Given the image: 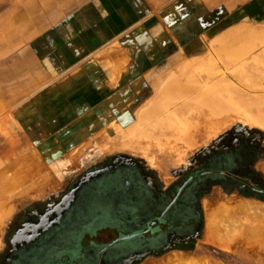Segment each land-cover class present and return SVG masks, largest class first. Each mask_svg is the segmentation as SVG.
I'll list each match as a JSON object with an SVG mask.
<instances>
[{
    "label": "rangeland",
    "instance_id": "374dc122",
    "mask_svg": "<svg viewBox=\"0 0 264 264\" xmlns=\"http://www.w3.org/2000/svg\"><path fill=\"white\" fill-rule=\"evenodd\" d=\"M9 1L0 0V187L12 179L16 186L12 193L0 191V264H127V255L114 249L119 241L154 249L148 251L155 253L131 264H156L173 253L200 260L198 264H264L262 233L255 234L257 243L240 238L228 250L204 239V204L247 200L264 206L259 198L241 195L242 187H233L217 173L229 169L264 190V128L258 125L264 126V102L260 100L264 98V48L258 52L246 49L227 67L210 49H203L202 41L210 37L205 33L200 41L192 38L180 47L173 46L171 54L163 46L162 53L150 56L143 54L149 45L138 23L107 41L128 52L125 56L109 47L108 55L125 56L124 60L109 64L107 70L100 69L103 59L94 60L100 67L96 71L93 67L63 68L62 75L21 101L33 85L21 83L26 71L17 59L25 55L17 52L31 31L18 22H12L10 29ZM78 2L41 0V30L52 34L59 15ZM249 16L254 18L251 35L264 27V0L241 3L214 28L234 25ZM83 25L79 23V28ZM100 43L93 53L104 46ZM92 55L82 59L84 65L93 61ZM78 71L79 76L71 81L69 73ZM169 83L176 86L167 90ZM71 105L85 109L69 112L73 118L60 129H44L57 115L62 119L69 115L66 108ZM253 138L259 149L250 156L252 147L247 143ZM178 146L191 153L185 161L173 164L167 159L174 157ZM149 150L167 154L165 158L159 155L158 167L144 158ZM23 156L28 159L22 160ZM106 167L111 169L103 177L91 178L84 191L77 193L62 222L40 233L36 240L40 245H25L10 253L14 235L24 223L45 214L53 219L55 207L68 200L82 179ZM169 203L173 213L165 230L163 225L151 233ZM166 204L156 217L145 211ZM238 216L242 221V215ZM138 217L145 223L141 230L134 226ZM258 220L253 218L254 223ZM186 227L195 229L190 233L193 240L165 241ZM113 250L110 263L105 257Z\"/></svg>",
    "mask_w": 264,
    "mask_h": 264
},
{
    "label": "crops",
    "instance_id": "0c3cea01",
    "mask_svg": "<svg viewBox=\"0 0 264 264\" xmlns=\"http://www.w3.org/2000/svg\"><path fill=\"white\" fill-rule=\"evenodd\" d=\"M248 1L250 0H79L73 8L62 16L59 15L53 27L55 30L51 31L52 34H47L46 29L41 30V0H25L22 4L17 0H11L12 3L9 1V13L12 17L10 29L13 28L12 22L16 25L18 22L26 30L31 31L29 34L31 37L17 52L25 55L17 59L23 64L20 65V69L25 68L26 71V77L21 83L25 86L33 85L21 101L29 100L30 96H34L40 87L47 85L51 78L62 75L63 68L90 70L93 67L92 69L96 71L100 67L95 66L94 60L103 59V62L100 61V69L107 70L109 64L124 60L128 52L120 46L111 47L112 43L107 41L122 30L132 28L138 23L142 25L136 28L143 33L142 36L149 45L143 54L149 53L152 56L153 53H162L163 46L167 47L164 50L167 53L175 47H180L184 40L185 43L192 38L200 41L205 33H209L208 40L202 41L203 49H210L222 63L230 67L234 59L240 58L239 54L246 53V49L249 51L255 49L258 52L264 48V27L254 30L256 33L249 35L253 32L251 22L254 18L251 16L241 19L234 25L226 24L221 28L219 26L214 28L237 11L241 3ZM222 13L226 15L223 17ZM61 22L63 24H59ZM79 23H84L83 27L79 28ZM237 37L238 41L235 40ZM138 38L140 40V37ZM103 41L104 44L100 43ZM99 43L104 46L93 53ZM109 47L112 51L118 50L125 56L108 55ZM88 53L94 54L93 61L89 65H84L85 59H82ZM77 60L81 62L75 64ZM73 72L69 73L71 81L80 73L78 71L73 74ZM174 86L176 84L169 83L166 87L168 90L169 87L173 89ZM260 100L264 101V98ZM66 109H69L66 111L67 114L71 111L77 114L85 108L71 105ZM74 114L64 115V119L57 115L56 121L43 127L46 130L60 129L61 124L71 120Z\"/></svg>",
    "mask_w": 264,
    "mask_h": 264
},
{
    "label": "bare ground",
    "instance_id": "6f19581e",
    "mask_svg": "<svg viewBox=\"0 0 264 264\" xmlns=\"http://www.w3.org/2000/svg\"><path fill=\"white\" fill-rule=\"evenodd\" d=\"M264 102V101H263ZM253 123H258L255 121ZM264 128L263 125L258 124ZM178 152L174 157L168 156V161L177 164L179 162L185 161V157L191 153L189 149L185 147L178 146ZM27 155V154H25ZM166 157L165 153L160 151L149 150V152L144 156L146 161L151 165L159 166L161 163V157ZM30 157V156H29ZM24 156L22 157L23 160ZM27 160L28 158H24ZM30 159V158H29ZM24 160V161H25ZM154 167V166H153ZM1 175V173H0ZM11 175L10 178H12ZM16 186L15 180H9L5 185L0 187V191L4 190L5 193H12ZM18 186V184H17ZM243 199V198H241ZM244 200V199H243ZM204 204V202H203ZM205 208V241L218 246L223 250L230 249L231 245H235L241 238L248 244H255L258 242L255 234H261L259 242L264 243V206L254 204V201H220L215 202L211 206L204 204ZM203 208V210H204ZM242 215L243 220L240 221L239 216ZM253 218H259V220L254 223ZM240 239V240H241ZM263 245V244H262ZM261 245V246H262ZM252 246V245H251ZM264 247V246H263ZM208 259V258H207ZM159 261V260H158ZM198 260L187 259L186 256L176 253L172 254L161 260L156 264H198ZM206 261V260H205ZM212 262H203V264H211ZM202 264V263H201Z\"/></svg>",
    "mask_w": 264,
    "mask_h": 264
},
{
    "label": "flooded vegetation",
    "instance_id": "af4514ba",
    "mask_svg": "<svg viewBox=\"0 0 264 264\" xmlns=\"http://www.w3.org/2000/svg\"><path fill=\"white\" fill-rule=\"evenodd\" d=\"M257 142L258 141L253 138V140L251 139V141L247 143V146L250 145L252 147L250 156H252L254 151H257V149H259V147L255 148V146H257V145H255V143H257ZM229 149L233 150L232 148H229ZM233 152H235V150ZM235 156L236 155H234V157ZM246 157L249 158L248 155ZM245 160H247V159H245ZM114 167L115 166H113L111 168H114ZM111 168L106 167V168H103V169L96 170L92 174H89L86 178L82 179L81 183L78 184L77 186H75L74 189L70 192L68 200L66 202H63V204L55 207L54 212L52 213L53 214V217H52L53 219H50L52 215L45 214V215L41 216V218H39V220L37 219V221H35V222H26V223H24L21 226L20 231L16 232V234L14 235L15 236L14 237L15 241H12V249H11L10 253L14 254L15 251L19 249V247H24L25 245H31L32 248H34V246H36V245H40V242L36 241V240H38L40 238L39 237L40 233H43L46 230H48L49 228L54 227L56 224L62 222L61 219L64 216L63 214L66 212L67 209L70 208L69 205L72 204L74 200H76L77 193L80 192V191L81 192L84 191L82 189L84 188L86 183L94 180V179L90 180L93 177L94 178L98 177V176L100 177V175H102V177H103V173L105 171H107V170H110ZM139 186L142 187L141 185H139ZM183 192L186 193V200L189 199L188 198V192L186 191V189ZM167 205L168 204H166L165 206L157 207L154 210H152L151 208H147L145 211H146V213H151V214L154 213V215L156 217L158 213H161L162 211H164L166 209ZM170 208H171V210H170ZM166 210H167V213H165L163 215L161 221H159L157 224L155 223L153 225L151 233L154 230H156L157 228H163V225H164V230H165L166 225L169 222V217L173 213V209H172V204L171 203H169L168 208ZM154 215H153V217H154ZM137 216H139L138 212L135 215V217H137ZM137 221L138 222H136L134 224V226L136 227V229L141 230V228L143 227V224H145V223L141 222L139 217H138ZM34 226H35V228L33 230L32 228ZM187 229H190V227H186V229L184 228L185 232H183L180 235L179 234H173L172 237H170V238H166L165 237V241H191V240H193V237H192V235L190 233H192L195 229L193 228L192 231H189ZM18 235H22L21 238L24 235H25V237L21 239V238L17 237ZM161 236H163V234ZM156 239H159V238H156ZM125 243H126V241L117 242L116 243L117 246L114 249L117 248L118 252L120 251L119 253H121V255H127V258H128L127 261L129 262L127 264L135 263L137 260H140L143 256H146V255L151 254V253H155V251H153V252L152 251H148V250H154L152 248L151 249L150 248L148 249V247L143 248L141 243L138 244L139 246L137 244H133V243H129V244H125ZM114 253H115L114 250H113V252L109 251L107 253L108 255H106L105 259L107 261L110 260V263H111V259H109V258H110V256L115 255ZM72 254L73 253L71 251L70 255H72ZM111 264H113V263H111ZM114 264H117V263H114ZM119 264H121V261H119Z\"/></svg>",
    "mask_w": 264,
    "mask_h": 264
},
{
    "label": "trees",
    "instance_id": "16d2710c",
    "mask_svg": "<svg viewBox=\"0 0 264 264\" xmlns=\"http://www.w3.org/2000/svg\"><path fill=\"white\" fill-rule=\"evenodd\" d=\"M222 170L217 172V173H219L218 176L222 177L224 180L226 179V181H229L233 187H237V188L242 187V189L239 190L241 195L246 196V197L259 198L262 201H264V196H263L264 190L258 189L257 187H260L259 185L251 184L248 179H246V178L242 179V177L238 176L236 173H234L233 171H231L229 169H227V170L222 169ZM245 182L249 183V186L246 185ZM202 192L203 191L198 192V196H200L202 194Z\"/></svg>",
    "mask_w": 264,
    "mask_h": 264
},
{
    "label": "water",
    "instance_id": "95a60500",
    "mask_svg": "<svg viewBox=\"0 0 264 264\" xmlns=\"http://www.w3.org/2000/svg\"><path fill=\"white\" fill-rule=\"evenodd\" d=\"M245 184L249 186V183H246V182H245Z\"/></svg>",
    "mask_w": 264,
    "mask_h": 264
}]
</instances>
